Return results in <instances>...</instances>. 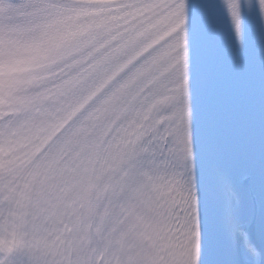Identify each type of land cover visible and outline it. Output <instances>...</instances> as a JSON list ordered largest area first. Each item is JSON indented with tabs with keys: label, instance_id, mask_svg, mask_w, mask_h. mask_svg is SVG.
Returning <instances> with one entry per match:
<instances>
[{
	"label": "snow or ice",
	"instance_id": "1",
	"mask_svg": "<svg viewBox=\"0 0 264 264\" xmlns=\"http://www.w3.org/2000/svg\"><path fill=\"white\" fill-rule=\"evenodd\" d=\"M0 264H264V0H0Z\"/></svg>",
	"mask_w": 264,
	"mask_h": 264
}]
</instances>
